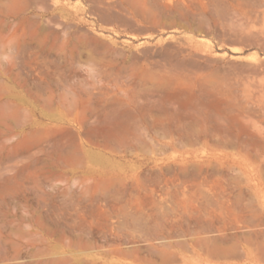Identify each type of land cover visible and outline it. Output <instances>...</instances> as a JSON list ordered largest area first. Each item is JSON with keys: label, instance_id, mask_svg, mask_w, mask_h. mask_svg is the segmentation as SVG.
<instances>
[{"label": "rangeland", "instance_id": "rangeland-1", "mask_svg": "<svg viewBox=\"0 0 264 264\" xmlns=\"http://www.w3.org/2000/svg\"><path fill=\"white\" fill-rule=\"evenodd\" d=\"M259 243L264 0H0V264H264Z\"/></svg>", "mask_w": 264, "mask_h": 264}, {"label": "bare ground", "instance_id": "bare-ground-1", "mask_svg": "<svg viewBox=\"0 0 264 264\" xmlns=\"http://www.w3.org/2000/svg\"><path fill=\"white\" fill-rule=\"evenodd\" d=\"M58 84H59V83H58ZM65 85H66V84H65ZM39 87H40V86H39ZM82 88H83V87H82ZM43 90H44V89H43ZM88 90H89V89H88ZM38 91H39V90H38ZM40 91H41V90H40ZM42 92H43V91H42ZM42 92H41V93H42ZM66 92H68V91H66ZM135 93H137V92H135ZM135 93H134V95H135ZM70 94H71V93H70ZM139 94H140V93H139ZM139 94H138V95H139ZM47 95H48V94H47ZM65 95H66V94H65ZM66 96H67V95H66ZM72 96H73V95H72ZM52 97H53V96H52ZM63 98H64V97H63ZM149 98H150V97H149ZM61 99H62V98H61ZM47 100H48V99H47ZM67 100H68V99H67ZM77 100H78V99L76 98L75 102H77ZM75 102H74V103H75ZM77 103H78V102H77ZM77 103H75V104H77ZM49 107H50V106H49ZM74 108L78 109V107H74ZM54 111H56V110H54ZM78 112H80V111H78ZM78 112H76V114H74V115L77 116ZM72 113H73V112H71V114H72ZM75 116H74V117H70L69 121H70V120L72 121L73 119H75ZM66 117H67V115H66ZM55 119H56V118H55ZM160 131H161V130H160ZM36 132H37V131H36ZM215 145H216V144H215ZM105 148H106V147H105ZM144 148H145V145H144ZM147 151H148V150H147ZM150 152H151V150H150ZM150 152H149V153H150ZM153 152H154V151H152V154H153ZM189 152H190V151H189ZM195 152H196V150H195ZM147 153H148V152H147ZM185 153H186V152H185ZM80 154H81V153H80ZM144 154H145V153H144ZM188 154H189V153H188ZM188 154H186V155H188ZM193 154H195V153H193ZM146 155H147V154H146ZM147 156H149V155H147ZM189 156H190V154H189ZM189 156L184 157V158L182 159V161L179 162V165H180V167H181V169H180V172H181V173H182V172H185V174H186V172H187V170H188V168H189L190 165H194V166H195L196 164H198V162H196L195 160L189 159ZM214 161H215V160H214ZM209 162H211V161H209ZM195 163H196V164H195ZM214 163H215V162H214ZM218 163H219V162H218ZM211 165H214V164L212 163ZM215 165H216V164H215ZM80 166H81V165H80ZM140 167H141V166H136V167L134 168V170L137 171V174H136L137 176H139L138 170H139ZM190 167H191V166H190ZM195 167H196V166H195ZM196 168H198V167H196ZM202 168H203V167H202ZM189 169H190V168H189ZM173 170H174V169H173ZM173 170H172V172H173ZM199 170H200V169H199ZM169 171H170V170H169ZM169 173H171V172H169ZM187 173H188V172H187ZM146 174H147V173H146ZM171 174H172V173H171ZM185 174H184V175H185ZM147 176H148V175H147ZM181 176H182V175H181ZM185 176H186V175H185ZM144 178H145V177H144ZM182 178H183V177H182ZM187 178H188V177H187ZM198 178H199V177H198ZM141 179H142V177H141ZM146 179H147V178H146ZM190 179H191V178H190ZM120 180H121V179H120ZM142 180H143V179H142ZM114 181H115V180H114ZM177 181H178V180H177ZM117 182H118V181H117ZM117 182H116V183H117ZM148 182H149V181H148ZM178 183H179V182H178ZM183 183H184V182H183ZM202 183H203V182H202ZM146 184H147V183H146ZM148 184H149V183H148ZM184 184H185V183H184ZM208 184H209V183H208ZM95 185H96V184H95ZM153 185H154V184H153ZM176 185H177V184H176ZM180 185H181V184H180ZM12 186H13V185H12ZM117 186H119V185H117ZM140 186L144 187V185H141V184H140ZM148 186H149V185H148ZM162 187H163V185H162ZM177 187H180V186H177ZM185 187H186V186H185ZM144 188H145V187H144ZM144 188H143V189H144ZM146 188H148V187H146ZM164 188H166V187L164 186ZM171 188H172V186H171ZM173 188H174V187H173ZM199 188H200V187H199ZM201 189H202V188H201ZM144 190L146 191V189H144ZM147 190H148V189H147ZM84 191H85V190H84ZM202 191H204V190H200V192H202ZM163 192H164V191H163ZM179 192H180V190H179ZM134 193H135V192H134ZM177 193H178V192H177ZM187 193H188V192H187ZM203 194H204V192H203ZM215 194H217V193H215ZM161 195H162V194H161ZM171 195H172V194H171ZM180 195H181V194H180ZM217 195H218V194H217ZM162 196H163V195H162ZM186 196H187V195H186ZM203 196L205 197L206 195H203ZM10 197H11V196H10ZM126 197H127V196H126ZM169 197H170V196H169ZM183 197H185V196H183ZM210 197H211V196H210ZM180 198H181V197H180ZM215 198H216V197H215ZM87 199H88V198H87ZM124 199H125V198H124ZM195 199H196V198H195ZM204 199H207V198H204ZM88 200H89V199H88ZM165 200H167V197H166ZM186 200H187L188 202H191L190 199H186ZM196 200H198V199H196ZM240 200H241V199H240ZM174 201H175V200H174ZM177 201H178V200H177ZM207 201H208V199H207ZM222 201H223V200H222ZM96 202H97V201H96ZM106 202H107V201H106ZM159 202H160V201H159ZM161 202H162V201H161ZM164 202H165V201H164ZM169 202H170V201H169ZM198 202H199V200H198ZM211 202H212V201H211ZM213 202H214V201H213ZM215 202H216V201H215ZM230 202H231V201H230ZM155 203H156V202H155ZM172 203H173V201H172ZM181 203H183V200L181 201ZM192 203H193V201H192ZM208 203H209V202H208ZM237 203H238V202H237ZM106 204H107V203H106ZM164 204H165V203H164ZM166 204H167V203H166ZM184 204H185V203H183V205H184ZM197 204H198V203H197ZM212 204H213V203H212ZM220 204H221V203H220ZM104 205H105V204H104ZM167 205H168V204H167ZM180 205L182 206V204H180ZM187 205H189V204H187ZM187 205H186V206L184 205V206L187 207ZM198 205H199V204H198ZM202 205H203V204H202ZM202 205H201V206H202ZM217 205H218V204H217ZM217 205H216V206H217ZM164 206H165V205H164ZM184 206H182V207H184ZM210 206H211V205H210ZM210 206H208V207L210 208ZM212 206H213V205H212ZM214 206H215V205H214ZM109 207H110V206H109ZM126 207H127V205H126ZM165 207H166V206H165ZM165 207H164V208H165ZM185 207H184V208H185ZM189 207H190V206H189ZM206 207H207V206H206ZM217 207H218V206H217ZM128 208H129V207H128ZM156 208H157V207H156ZM166 208H167V207H166ZM211 208H212V207H211ZM236 208H237V207H236ZM150 209H151V208H150ZM207 209H208V208H207ZM226 209H227V208H226ZM142 210H143V209H142ZM142 210H141V211H142ZM161 210H162V209H161ZM210 210H211V209H210ZM130 211H131V210H130ZM147 211H149V210H147ZM216 211H217V210H216ZM125 213H126V212H125ZM127 213H128V212H127ZM183 213H184V212H183ZM216 213H217V212H216ZM130 214H131V213H130ZM132 214H135V213H132ZM132 214H131V215H132ZM125 215H126V214H124V216H125ZM131 215H130V216H131ZM113 216H114V215H113ZM126 216L128 217L127 219H129V215H126ZM126 216H125V217H126ZM134 216H135V215H134ZM134 216H133V217H134ZM141 216L143 217L144 214H143V215L141 214L140 217H141ZM157 216H158V215H157ZM22 217H23V216H22ZM125 217H124V218H125ZM138 217H139V216H137L136 218H133V219H134V220H138V222H139V219H140V218H138ZM142 217H141L140 220H142ZM144 217H145V216H144ZM144 217H143V219H144ZM149 218H150V217H149ZM22 219H23V218H22ZM125 219H126V218H125ZM127 219H126V220H127ZM167 219H168V218H167ZM134 220H132V221H134ZM227 220H228V219H227ZM116 221H117V220H116ZM124 221H125V220H124ZM147 221H149V219H148ZM231 221H232V220H231ZM253 221L255 222V220H253ZM42 222H43V221H42ZM125 222H126V221H125ZM125 222H124V223H125ZM136 222H137V221L134 222L135 225L138 224V223H136ZM140 222H141V221H140ZM134 223H133V224H134ZM146 223L148 224V222H146ZM146 223H144V224H146ZM125 224H126V223H125ZM144 224H143V225H144ZM147 224H146V225H147ZM130 225H131V224H130ZM221 225H222V224H221ZM131 226H132V225H131ZM140 226H141V225H140ZM140 226H139V228H140ZM111 227H112V226H111ZM141 227H142V226H141ZM206 227H207V226H206ZM113 229H114V228H113ZM119 229H120V228H119ZM156 229H157V228L154 229V231H153V233H152L153 238H151V239H152V240L157 239V240L163 242L161 246L166 247V249H170L171 247H173L174 245H173L172 239L175 238V235H174V237H173V235H171V234H169V233L166 234V233H164L163 231H160V232H159V231H157ZM6 230H7V229H6ZM197 230H198V229H197ZM10 231H11V230H10ZM12 231H13V229H12ZM15 231H16V229H15ZM17 231H18V230H17ZM19 231H20V230H19ZM122 231H123V230H122ZM140 231H141V230H140ZM155 231H156V232H155ZM154 232H155V233H154ZM167 232H168V231H167ZM11 233H12V232H11ZM16 233H17V232H16ZM176 233H177V232H176ZM122 234H123V233H122ZM181 234H182V232H181ZM16 235H17V234H16ZM148 235H149V234H148ZM152 235H151V236H152ZM14 236H15V232H14ZM180 236H181V235H180ZM32 237H33V236H32ZM190 237H191V242L193 241V243L195 244V246H197V243H198L199 246H200V244H202V245L205 244V245H206V243L208 244V242H210L209 236H207V237L204 236V235H203V232L200 231V230H199V231H196V230H195V231H194V230L191 231V230H190ZM40 238H41V236H40ZM58 238H59V237H58ZM25 239H26V238H25ZM28 239H29V238H28ZM35 240H37V239H35ZM157 240H156V241H157ZM176 240H177V239H176ZM31 241H32V240H31ZM177 241H178V240H177ZM180 241H183V240H180ZM180 241H179V242H180ZM35 242H36V241H35ZM14 243H15V242H14ZM16 243H17V242H16ZM41 243H42V242H41ZM75 243H76V242H75ZM181 243H183V246H184L185 241H184V242H181ZM210 243H211V242H210ZM69 244H70V242H69ZM69 244H68V245H69ZM76 244H77V243H76ZM76 244H74V245L78 248V246H77ZM80 244H81V243H80ZM89 244H90V243H88V245H87V243H86V244H85L86 246L84 245L83 248H80V249H77V250H74L73 248L68 247V249H63V250H61V251H59V252H56L55 254H56V255H57V254H61L62 258H63V255H62V254H69V253H72L73 255H76V256H77V255L81 256V254H82L85 250H87V249L90 247ZM151 244H153V243H151ZM154 244H155V243H154ZM154 244H153V246H154ZM259 244H260V243H259ZM263 244H264V243H263ZM16 245H17V244H16ZM55 245H56V244H55ZM59 245H60V244H59ZM66 245H67V244H66ZM70 245L72 246V243H71ZM70 245H69V246H70ZM177 245H178V243H177ZM185 245H187V242H186ZM260 245H261V244H260ZM79 246H80V245H79ZM88 246H89V247H88ZM113 246H115V245H113ZM179 246H180V245H179ZM187 246H188V245H187ZM206 246H208V245H206ZM57 247H59V249H60V246L57 245V246H56V249H58ZM91 247H94V246L92 245ZM102 247H104V246H102ZM102 247H100V248H102ZM163 247H162V249L164 250ZM181 247H182V246H181ZM184 247H185V246H184ZM184 247H183V248H184ZM107 248H108V247H107ZM111 248H112V247H111ZM120 248H121V247H119L118 249H120ZM201 248H202V247H201ZM219 248H220V247H219ZM40 249H41V248H40ZM61 249H62V247H61ZM103 249H105V248H103ZM108 249H109V248H108ZM108 249H107V250H108ZM115 249H117V248L115 247ZM121 249H122V248H121ZM157 249H158V247H157ZM166 249L164 250L165 252H167ZM36 250H37V249H36ZM41 250H42V249H41ZM126 250H127V249H126ZM135 250H136V249H135ZM248 250H249V249H248ZM262 250L264 251V245H261V251H262ZM50 251H51V250H50ZM120 251H121V250H120ZM131 251H132V250H131ZM131 251H130V252H131ZM149 251H150V250H149ZM152 251H153V250H152ZM169 251H170V253L163 254V256H162L163 259H162V257H161V259H162L164 262L161 260L160 264H163V263H165V262L167 263V261H168L171 257H172V258H177V257H174V256H175L174 254L177 253L176 251H174V252L171 251V250H169ZM194 251H195V250H194ZM227 251H228V250H227ZM35 252H36V251H35ZM108 252H109V251H108ZM111 252H112V253H115V252H113L112 250H111ZM184 252H185V251H184ZM37 253H38V252H37ZM37 253H35V254H37ZM133 253H134V252H133ZM161 253H162V252H161ZM173 253H174V254H173ZM232 253H233V252H232ZM35 254H34V255H35ZM52 254H53V253H52ZM156 254H157V253H156ZM251 254H252V253H251V251H250V255H251ZM262 254H263V253H262ZM34 255H33V256H34ZM91 255H92V256H93V255H96V253H95V254H90V253H89V256H91ZM100 255H101V254H100ZM173 255H174V256H173ZM234 255H235V254H234ZM250 255H249V256H250ZM59 256H60V255H59ZM76 256H75V258H76ZM92 256H91V257H92ZM96 256L99 257V255H96ZM96 256H93L94 258H93V257H92V258L95 260V259H96ZM223 256H224V255H223ZM251 256H252V255H251ZM65 257H66V256H65ZM73 257H74V256H73ZM87 257H88V254H87ZM179 257H180V256H179ZM184 257H185V256H184ZM231 257H232V256H231ZM66 258H67V257H66ZM66 258H65V260H66ZM71 258H72V257H71ZM79 258H80V257H79ZM236 258H237V257H236ZM40 259H41V258H40ZM40 259H39V260H40ZM51 259H52V258H51ZM63 259H64V258H63ZM77 259H78V258H77ZM86 259H87V258H86ZM101 259H102V258H101ZM101 259H100V260H101ZM103 259H104V257H103ZM184 259H185V258H184ZM54 260H55V258L53 257V262H51V263H54ZM56 260L59 261L60 259H56ZM87 260H88V259H87ZM107 260H108V259L106 258L105 261L107 262ZM148 260H149V259H147V261H148ZM152 260H153V259H152ZM175 260H177V259H174V261H175ZM180 260H181V259H180ZM180 260H179V261H180ZM51 261H52V260H51ZM55 262H56V261H55ZM59 262H60V261H59ZM59 262H57V264H58ZM63 262H64V261H63ZM106 262H105V263H106ZM108 262H109V261H108ZM154 262H155V263H156V262L158 263V261H154ZM154 262L152 261V263H154ZM162 262H163V263H162ZM168 262H169V261H168ZM81 263H85V262H84V259H83V262H81ZM89 263H92V262L90 261ZM89 263H88V264H89ZM111 263H112V262H111ZM148 263H149V262H148ZM150 263H151V262H150ZM166 263H165V264H166ZM175 263H176V262H175ZM62 264H63V263H62ZM106 264H107V263H106ZM158 264H159V263H158Z\"/></svg>", "mask_w": 264, "mask_h": 264}]
</instances>
